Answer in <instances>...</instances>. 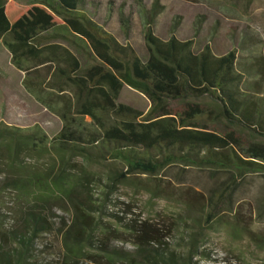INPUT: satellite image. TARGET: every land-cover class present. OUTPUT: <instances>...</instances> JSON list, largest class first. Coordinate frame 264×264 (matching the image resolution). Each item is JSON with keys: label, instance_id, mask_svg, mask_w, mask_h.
I'll list each match as a JSON object with an SVG mask.
<instances>
[{"label": "trees", "instance_id": "obj_1", "mask_svg": "<svg viewBox=\"0 0 264 264\" xmlns=\"http://www.w3.org/2000/svg\"><path fill=\"white\" fill-rule=\"evenodd\" d=\"M136 5L144 54L106 29L105 14L116 11L130 41L134 11L125 5L0 0V41L26 91L62 122L52 139L38 125L0 123V264H234L219 260L202 233L186 237L180 223L145 219L115 197L131 176L156 177L175 164L264 172V60L239 61L246 40L216 55L177 32L162 39L164 7ZM204 22L197 17L196 33ZM246 77H257L249 90L240 88ZM126 87L149 100L146 113L119 102ZM228 201L223 192L210 200L207 225L223 206L233 209Z\"/></svg>", "mask_w": 264, "mask_h": 264}, {"label": "rangeland", "instance_id": "obj_2", "mask_svg": "<svg viewBox=\"0 0 264 264\" xmlns=\"http://www.w3.org/2000/svg\"><path fill=\"white\" fill-rule=\"evenodd\" d=\"M18 1L29 4L35 0ZM97 1L105 5L113 3L115 9L125 5L126 12L134 11L130 41L124 35L116 11L109 20L108 14H105L104 19L108 22L106 29L121 43L130 44L144 54V20L136 4H142L149 10L152 2L157 0ZM158 1L164 7L156 22V33L160 38L169 39L177 32L178 38L193 40L196 51L210 44L216 55L238 49L246 40L245 46L250 50H239V61L254 62L257 57L264 60V0ZM177 16L181 18L178 20L180 25L178 30L173 31ZM198 16H203L205 21L200 33L194 30ZM24 76L14 67L10 52L0 41V123L21 127L38 125L52 139L61 130L62 122L34 94L26 91L22 83ZM254 79L257 77H246L240 88L249 90L251 85L248 82ZM119 102L143 113L150 108V102L144 95L127 87ZM200 102L211 103L206 98ZM107 168L106 165L101 166V169ZM219 192L228 194L229 204L226 205H231L233 209L226 210L223 206L221 214L207 225L206 209ZM115 198L129 202L133 210L145 219H160L171 228L180 223V229L187 232L184 233L186 237L188 232L202 233L206 247L221 261L264 264V172L246 173L239 177L211 167L175 164L156 177L131 176ZM178 235L177 230L171 235L173 243Z\"/></svg>", "mask_w": 264, "mask_h": 264}, {"label": "crops", "instance_id": "obj_3", "mask_svg": "<svg viewBox=\"0 0 264 264\" xmlns=\"http://www.w3.org/2000/svg\"><path fill=\"white\" fill-rule=\"evenodd\" d=\"M9 1H12V0H9ZM14 1H16L17 3H19V4H21V5H28V4H26V3L19 2L18 0H14ZM32 3H33V2H32ZM29 4H31V3H29Z\"/></svg>", "mask_w": 264, "mask_h": 264}]
</instances>
